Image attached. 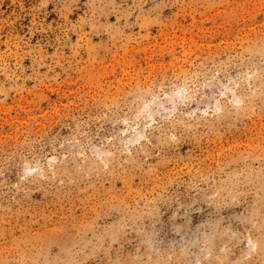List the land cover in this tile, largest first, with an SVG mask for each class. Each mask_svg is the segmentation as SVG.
<instances>
[{
	"label": "rangeland",
	"instance_id": "obj_1",
	"mask_svg": "<svg viewBox=\"0 0 264 264\" xmlns=\"http://www.w3.org/2000/svg\"><path fill=\"white\" fill-rule=\"evenodd\" d=\"M0 264H264V0H0Z\"/></svg>",
	"mask_w": 264,
	"mask_h": 264
}]
</instances>
